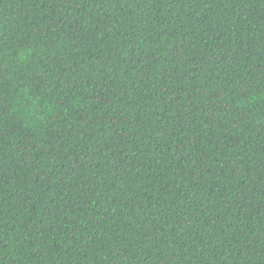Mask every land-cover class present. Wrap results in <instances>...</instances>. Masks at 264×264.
<instances>
[{
	"label": "trees",
	"instance_id": "trees-1",
	"mask_svg": "<svg viewBox=\"0 0 264 264\" xmlns=\"http://www.w3.org/2000/svg\"><path fill=\"white\" fill-rule=\"evenodd\" d=\"M0 264H264V0H0Z\"/></svg>",
	"mask_w": 264,
	"mask_h": 264
}]
</instances>
